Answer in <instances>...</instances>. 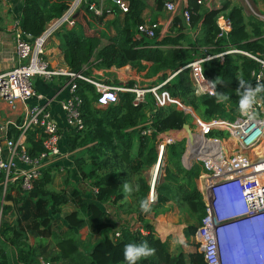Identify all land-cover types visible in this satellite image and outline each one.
<instances>
[{
	"label": "trees",
	"instance_id": "obj_1",
	"mask_svg": "<svg viewBox=\"0 0 264 264\" xmlns=\"http://www.w3.org/2000/svg\"><path fill=\"white\" fill-rule=\"evenodd\" d=\"M163 1L154 0L155 8L161 9ZM254 1H260L264 13V0ZM89 2L78 6L73 26L54 32L62 61L73 72L89 75L90 65L96 69L125 64L142 68L146 66L144 61L149 63L146 75L159 74L158 82L167 72L208 54L201 66L204 75L215 84L213 94H195L186 68L176 71L160 87L190 106L202 120L235 117L239 100L237 79L242 78L252 86L264 84V71L255 81L250 71L256 62L244 53L261 51L264 20L244 14L236 0H220L217 8L186 0L183 8L189 12L188 23L176 13L166 31L158 36V28H154L152 37L134 36L136 25L143 19L145 0H126L127 10L122 13L111 6L113 16L105 20V13H94ZM67 3L68 0H21L19 29L26 36H37ZM219 14L229 20V29L221 34L216 24ZM229 48L235 51L223 53L222 59L214 55ZM74 83L75 93L81 99L83 126L64 128L62 133L66 149L73 152L71 160L76 174L83 185L90 187L91 197H82L81 185L72 183L66 166L61 170L57 165L45 168L26 191L15 182L7 184L0 202V264H41L42 259L46 264H127L123 256L125 245L142 242L156 251L137 264H207L197 248L187 252L180 248L170 253L166 240L155 234L145 218L147 213L164 212L171 202L184 204L194 218L193 223L186 219L183 232L187 238L193 235L205 214L195 184L201 166L192 162L185 167L181 162L184 138L163 149L156 170H162V176L160 180L154 179L152 191L157 199L151 211L144 213L139 207L140 200L151 189L145 171L157 158L156 133L182 128L190 114L173 104L155 105L150 93L143 102L135 104L128 90L118 91L115 102L96 106L98 93L94 86L81 78H75ZM218 94L227 95L228 100H218ZM259 95L264 106V93ZM145 127L149 132H142ZM212 131L208 133L212 135ZM44 135L40 129L26 132L24 144L29 156L40 152ZM124 182L134 188L131 194L123 191ZM67 204L71 208L65 210ZM107 208L115 210V214H107ZM89 225L92 235L82 246L79 231ZM29 235L34 239L32 244L27 241Z\"/></svg>",
	"mask_w": 264,
	"mask_h": 264
},
{
	"label": "built area",
	"instance_id": "obj_2",
	"mask_svg": "<svg viewBox=\"0 0 264 264\" xmlns=\"http://www.w3.org/2000/svg\"><path fill=\"white\" fill-rule=\"evenodd\" d=\"M85 1L87 0H68L64 10L50 19L43 31L34 37H27L22 33L18 27V17L10 24L9 31L17 63L8 68L0 66V202L7 184L15 182L21 190L26 191L45 168L57 165L61 170L65 166L62 159L71 152L65 148L63 129H80L83 126L79 109L81 99L75 93V78H81L94 86L98 93L96 106L115 102L118 91L128 90L132 92V102L135 104L143 102L145 95L150 93L157 106L173 104L176 108L193 114L190 106L160 88L181 68L187 69L195 94L211 95L215 92L214 82L204 75L201 66V62L209 57L208 54L193 58L176 71L167 72L158 82L154 77L152 80L156 83L152 84H138L133 79L115 84L100 76L99 70L102 68L84 75L71 71L64 63L51 65L45 56L48 41L57 29L73 26L74 13ZM197 2L206 8L220 6V0ZM185 3L186 0L163 1L162 8L169 14L166 23L176 13L188 23L189 12L183 8ZM111 6H115L120 13L127 10L126 0H109L108 5L100 4L99 1L97 4L89 2V7L96 14L112 13ZM256 16L264 20V13ZM216 24L218 34L229 29V20L222 14L217 16ZM154 28H158V36L165 32L157 19L145 16L136 25L134 36L152 37ZM228 51L235 50L229 48L214 55L222 59V54ZM244 53L256 62V67L250 74L258 81L264 71V43L260 52ZM35 76L43 81L63 76L66 94L59 101L60 121L53 117L48 98L32 84L31 78ZM129 80L131 84H127ZM32 98L35 101L27 103ZM254 111L256 115L253 119L242 116L239 108L232 120L219 117L202 120L196 116L198 126L190 130L189 136L179 137L175 130L160 131L155 136L157 158L153 164L154 171L157 170L164 147L180 138H184L185 146L181 156L183 166L188 167L192 162H198L202 167L197 179L203 180L199 184V192L204 202L205 214L192 236L200 242L207 264H264V106L260 95ZM146 123L148 121L144 122ZM30 129H40L45 134L41 142L42 149L35 156H29L25 150V136ZM210 130L214 131L212 135L208 133ZM142 132H149V128L145 127ZM217 179H223V183L212 187L211 182ZM208 186L212 194H207ZM91 189L95 191L93 187ZM255 190L258 191L257 195L253 194ZM199 236L202 237V242ZM246 242L252 250L247 249ZM229 248H235L237 252L229 253Z\"/></svg>",
	"mask_w": 264,
	"mask_h": 264
},
{
	"label": "crops",
	"instance_id": "obj_3",
	"mask_svg": "<svg viewBox=\"0 0 264 264\" xmlns=\"http://www.w3.org/2000/svg\"><path fill=\"white\" fill-rule=\"evenodd\" d=\"M97 1H99L100 4L102 3L101 0H97ZM105 1H103L102 4H105ZM145 2H146V6L142 12V16L143 17L147 16V17H150L151 19L152 18L157 19L160 22V26L164 28V31H166L167 26L169 24V22L166 23V21L168 20L169 14L165 12L162 7L161 9H156L154 0H145ZM257 2L259 3L260 7H262L260 1H257ZM20 7H21V0H0V66L3 68H8L17 63V58L14 57V47H13V43L11 42V34L9 31V28H10V24L13 21V19L19 17ZM112 16H113V13H108L107 15H105L104 20L110 19ZM111 31L112 30L110 29V32ZM45 56L47 60L49 61V63L53 66L64 65L63 64L64 62L62 61V58H61L60 51L58 49V39L55 34L51 36L50 40L48 41L46 45ZM92 62H94V60H92ZM143 63H145L146 66L149 64L144 61ZM90 69H91L90 72L92 73L96 68L90 65ZM134 70L135 68L130 67L129 65L125 64L121 67H109L107 69H100L99 74L100 76L107 78V80H112L113 82L116 81L117 84H123L128 79L136 80V77L134 75ZM114 71L117 72L114 77L107 75L108 72H114ZM154 77L155 75L149 76L147 78L154 79ZM31 82L37 90H39L45 97L48 98L49 108H50V111L53 117L60 121L61 111L59 108V101L63 98L64 94H66L64 91L65 81H64L63 76H55L50 81H43L40 78L35 76L31 78ZM34 101H35L34 98L28 99L27 103H32ZM70 152L71 154L73 153L72 151ZM71 154L69 156H65V158L62 159V163L67 168L70 169V173L72 174L73 179H76V178L79 179V177L76 176L77 172L72 164ZM196 181H197V178L195 179V184H196ZM78 182L80 183L81 186L83 185L80 179ZM85 187L86 185H83V189H86ZM105 212L110 215L115 214V210L109 209V208H107ZM159 214H162V213L155 214V216L148 215L147 213L145 218L152 225L155 234L161 240H165L166 235H168L169 233L176 234V229L171 227L166 230L164 227H162L163 221L155 219L156 216H159ZM120 216H122V214H120ZM154 222L156 224L155 226H154ZM181 229L182 228L180 224L179 230L181 231ZM27 241L29 242V244H32L34 239L32 236L29 235L27 237ZM245 245L248 250H252V247L247 242L245 243ZM253 248H255V246H253ZM7 249H10V248L7 247ZM227 252L230 253V252H237V251L235 250V248H229Z\"/></svg>",
	"mask_w": 264,
	"mask_h": 264
},
{
	"label": "rangeland",
	"instance_id": "obj_4",
	"mask_svg": "<svg viewBox=\"0 0 264 264\" xmlns=\"http://www.w3.org/2000/svg\"><path fill=\"white\" fill-rule=\"evenodd\" d=\"M91 1L95 2V0H91ZM103 1H105V0H101L102 3H103ZM236 1L238 3H240L241 6L243 7L244 14H252V15L256 16L258 13H261V11H262V7H260V5L257 1H254V0H236ZM95 3L97 4L98 1L96 0ZM104 40L105 39L103 38V41ZM133 68H135L134 75L136 77V81L138 84H152L153 82H155V80L157 79V77L159 75V74L157 76L155 75V80L148 79L146 76H150V75H146V70H147L146 66H144L142 68H136V67H133ZM119 72H121V71H119ZM116 73L117 72H115V71L114 72H108L107 75L114 77L116 75ZM192 112H193V114H190V118L188 119V122H186L188 124L189 131L194 130L198 126L196 119H195L196 116L198 117V115L194 112L193 109H192ZM171 131H174V130H171ZM175 132L178 134L179 137H180V135H187V132L183 128L175 130ZM191 133H195V132H191ZM72 155H73V153L71 154V158H72ZM74 175H75V173H74ZM145 175L148 179L150 188H152V186L154 184L155 177L158 180H160V177L162 176V170L159 169L156 172V171H154V167L151 166L150 168H148V170L145 171ZM68 177H70V180L72 181V183L80 185V183L78 182L79 179H77V178L73 179L71 173H69ZM202 182H203V180L201 178H198L196 181V188L198 191H200V188H201L199 184H201ZM80 188L82 189V191H81L82 197L89 199L91 197V191L89 189L90 187L86 186L85 187L86 189H83V185H82ZM149 193H150V190H149ZM149 193H148V195H149ZM70 208H71L70 204H67L64 206L65 210H68ZM148 215L155 216L152 213H148ZM155 219H158L160 221L162 220L163 221L162 227H164L166 230L171 228V227L176 229V234L169 233L168 235H166V238H165V240L168 244L167 248L169 249L170 253L174 254L180 248L186 252L187 251H193L196 248L201 250L200 249V242H198L196 240L195 236L189 237V235H188L186 238L185 237L186 235L182 230L186 225V219L190 220L192 223L194 220V218L190 215L189 211L187 210V207L184 204H181V206H180L176 202L169 203L165 212H162V214H159V216H156ZM180 224H181V228H182L181 231L179 230ZM155 225L156 224L154 222V226ZM156 228H158V227H156ZM91 235H92V232H91V226L90 225L86 228L81 229L79 231V235H78V240H79L80 244L82 246H85L86 245L85 244L86 239L88 237H90ZM5 249H7V247H5ZM203 257H204V255H203ZM204 260H205V258H204ZM41 264H46L44 259L41 260Z\"/></svg>",
	"mask_w": 264,
	"mask_h": 264
},
{
	"label": "clouds",
	"instance_id": "obj_5",
	"mask_svg": "<svg viewBox=\"0 0 264 264\" xmlns=\"http://www.w3.org/2000/svg\"><path fill=\"white\" fill-rule=\"evenodd\" d=\"M237 80L238 88L236 92L239 97L238 108L240 114L248 119H253L256 115L254 106L258 103L259 94L264 93V84L257 83L255 87H253L252 84L242 78ZM213 88H215V85H213ZM217 98L220 101L228 100V96L224 94H218ZM122 188L126 194H131L134 191V188L127 182L122 184ZM135 190H138V186ZM151 191L152 189H150V194L139 202L140 210L144 213L151 211V206L157 199L155 192ZM155 251V248L150 247L147 242L139 244L129 243L124 247L123 256L127 264H137V261L142 258L153 256Z\"/></svg>",
	"mask_w": 264,
	"mask_h": 264
},
{
	"label": "bare ground",
	"instance_id": "obj_6",
	"mask_svg": "<svg viewBox=\"0 0 264 264\" xmlns=\"http://www.w3.org/2000/svg\"><path fill=\"white\" fill-rule=\"evenodd\" d=\"M223 183V179H217L216 181H212L211 182V186L212 187H217V186H219V185H221ZM257 193H258V191H253V194L254 195H257ZM207 194H212V191H211V189H210V187L208 186L207 187ZM199 238V240L202 242L203 241V239H202V237L201 236H199L198 237Z\"/></svg>",
	"mask_w": 264,
	"mask_h": 264
},
{
	"label": "water",
	"instance_id": "obj_7",
	"mask_svg": "<svg viewBox=\"0 0 264 264\" xmlns=\"http://www.w3.org/2000/svg\"><path fill=\"white\" fill-rule=\"evenodd\" d=\"M27 37H30L29 35H27ZM182 128L187 132V136L190 135V131H189V128H188V124L187 123H183L182 124Z\"/></svg>",
	"mask_w": 264,
	"mask_h": 264
}]
</instances>
